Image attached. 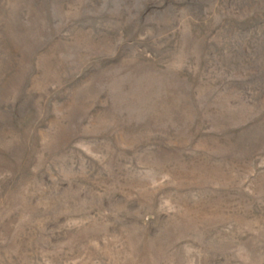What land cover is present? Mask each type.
I'll use <instances>...</instances> for the list:
<instances>
[{"label": "rangeland", "instance_id": "rangeland-1", "mask_svg": "<svg viewBox=\"0 0 264 264\" xmlns=\"http://www.w3.org/2000/svg\"><path fill=\"white\" fill-rule=\"evenodd\" d=\"M0 264H264V0H0Z\"/></svg>", "mask_w": 264, "mask_h": 264}]
</instances>
